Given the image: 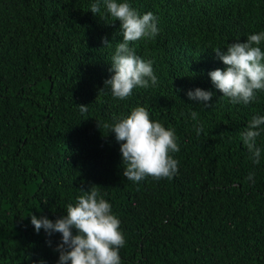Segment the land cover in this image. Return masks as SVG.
I'll return each instance as SVG.
<instances>
[{"label":"trees","instance_id":"1","mask_svg":"<svg viewBox=\"0 0 264 264\" xmlns=\"http://www.w3.org/2000/svg\"><path fill=\"white\" fill-rule=\"evenodd\" d=\"M94 2L0 0V264H59L62 234L37 233L31 216L55 223L93 186L121 221L122 264H264V131L259 163L241 138L253 116H264V91L232 104L209 76L226 69L214 49L264 32V4L116 0L153 13L158 28L129 45L151 61L157 84L120 100L105 89L120 22L103 5L91 13ZM176 21L201 27V36L182 37ZM196 89L215 96L207 106L189 100ZM136 107L175 132L170 180L123 175L122 142L105 124Z\"/></svg>","mask_w":264,"mask_h":264},{"label":"clouds","instance_id":"2","mask_svg":"<svg viewBox=\"0 0 264 264\" xmlns=\"http://www.w3.org/2000/svg\"><path fill=\"white\" fill-rule=\"evenodd\" d=\"M225 2L232 9L235 2L264 4V0ZM101 5L113 20L120 22L122 31V42L117 44L112 57L110 71L114 75L105 81V89H110L114 98L124 100L132 95L136 87L148 88L157 84L151 61H144L129 47L130 43L143 38L152 39L158 34L157 18L151 12L141 15L129 3H117L116 0H95L90 5L91 13H100ZM235 13L242 17L237 9ZM176 24L178 29H184H179L184 38L201 36L197 29H203L199 26L177 21ZM262 42L264 32L249 35L246 42L228 45L226 52L220 48L213 50L226 69L211 71L210 79L223 97L230 98L232 104L247 105L257 99V92L264 91V51L260 47ZM103 43L105 47L109 45L107 39ZM213 95L208 89H196L187 93L189 100L200 101L206 106ZM79 107L82 112H86L88 108ZM191 117L197 120L198 113L193 111ZM262 125L264 116H253L241 133L243 143L255 163L260 162L261 150L256 147V139L264 131L261 129ZM105 127L110 128V133H115L117 142H122L120 151L125 165L123 175L127 180L136 183L147 177L157 181L170 180L177 174L178 161L170 155L180 150L175 132L154 122L145 107H136L126 118L114 125L105 124ZM196 130L199 135L203 127ZM253 178L251 173L247 177L248 180ZM97 188L93 186L88 191L82 190L83 194L76 197V203L67 205L66 216L57 219L55 223L47 218L31 216V224L37 233L43 229L49 235L62 234V241L56 248L59 252V264H122L119 253L125 246V238L120 231L121 221L112 214L111 204L100 195ZM73 229L76 230V235H73Z\"/></svg>","mask_w":264,"mask_h":264}]
</instances>
